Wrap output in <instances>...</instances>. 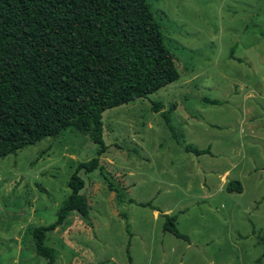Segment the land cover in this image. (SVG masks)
<instances>
[{
    "label": "rangeland",
    "instance_id": "rangeland-1",
    "mask_svg": "<svg viewBox=\"0 0 264 264\" xmlns=\"http://www.w3.org/2000/svg\"><path fill=\"white\" fill-rule=\"evenodd\" d=\"M147 1L179 76L103 112L107 149L79 172L88 219L70 212L45 244L55 264H130L127 248L132 264H264V0ZM172 104L174 131L161 113ZM97 151L66 130L0 158V264L47 263L31 232L55 222ZM164 213L189 240L163 231Z\"/></svg>",
    "mask_w": 264,
    "mask_h": 264
},
{
    "label": "trees",
    "instance_id": "trees-1",
    "mask_svg": "<svg viewBox=\"0 0 264 264\" xmlns=\"http://www.w3.org/2000/svg\"><path fill=\"white\" fill-rule=\"evenodd\" d=\"M178 76L173 52L147 0H0V158L66 130L88 135L98 145L97 156L79 162L71 174L70 193L55 222L31 232L34 252L46 264L56 260L55 250L45 244L47 231L70 212L88 219L79 172L97 169L99 155L107 149L103 112ZM162 108L161 102L153 105L155 111ZM174 109L172 104L161 111L171 131ZM185 150L210 153L191 145ZM226 190L241 192V182L230 180ZM163 217V231L189 240L178 229L176 214Z\"/></svg>",
    "mask_w": 264,
    "mask_h": 264
}]
</instances>
